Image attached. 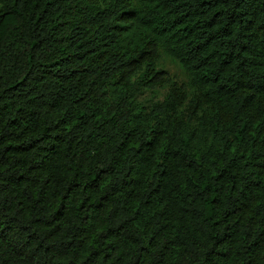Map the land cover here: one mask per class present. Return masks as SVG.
<instances>
[{
  "label": "trees",
  "instance_id": "16d2710c",
  "mask_svg": "<svg viewBox=\"0 0 264 264\" xmlns=\"http://www.w3.org/2000/svg\"><path fill=\"white\" fill-rule=\"evenodd\" d=\"M0 264H264V0H0Z\"/></svg>",
  "mask_w": 264,
  "mask_h": 264
},
{
  "label": "rangeland",
  "instance_id": "374dc122",
  "mask_svg": "<svg viewBox=\"0 0 264 264\" xmlns=\"http://www.w3.org/2000/svg\"><path fill=\"white\" fill-rule=\"evenodd\" d=\"M157 68L158 70L163 71V76L167 79L177 82L179 85L192 91L189 85L188 75L183 66L163 50H159ZM168 92L169 86H158L154 89L144 90L138 99L141 103L150 106L156 102L162 101Z\"/></svg>",
  "mask_w": 264,
  "mask_h": 264
}]
</instances>
